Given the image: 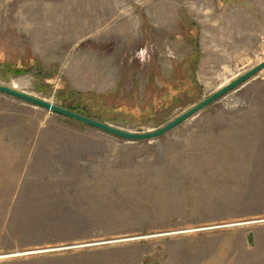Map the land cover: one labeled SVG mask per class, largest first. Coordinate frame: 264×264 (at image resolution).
<instances>
[{"label":"rangeland","instance_id":"rangeland-1","mask_svg":"<svg viewBox=\"0 0 264 264\" xmlns=\"http://www.w3.org/2000/svg\"><path fill=\"white\" fill-rule=\"evenodd\" d=\"M263 60L264 0H0V83L125 130ZM68 118L0 92V264H264V69L153 139Z\"/></svg>","mask_w":264,"mask_h":264},{"label":"water","instance_id":"water-1","mask_svg":"<svg viewBox=\"0 0 264 264\" xmlns=\"http://www.w3.org/2000/svg\"><path fill=\"white\" fill-rule=\"evenodd\" d=\"M264 69V60L257 64L256 66L252 67L251 69L247 70L246 72L240 74L236 79L231 81L230 83L226 84L204 100L198 102L188 110L182 112L166 124L155 128L151 129L148 131H130V130H125L123 128L114 126L112 124H109L105 121L98 120L96 118H93L91 116H87L83 113H80L78 111L69 109L67 107L61 106L59 104H56L54 102L48 101L46 99H43L41 97L32 95L30 93L18 90L14 86H9L5 84L0 83V92L14 96L16 98H19L27 103H30L32 105L38 106L45 108L51 112H55L64 116H67L69 118L81 121L83 123L92 125L96 128H99L101 130H104L106 132H109L111 134H114L116 136H120L125 139L129 140H147V139H153L156 137H159L174 127L178 126L191 116L195 115L199 111H201L203 108L207 107L211 103L215 102L219 98L223 97L230 91L238 88L242 84H244L246 81L251 79L253 76H255L257 73H259L261 70Z\"/></svg>","mask_w":264,"mask_h":264},{"label":"crops","instance_id":"crops-1","mask_svg":"<svg viewBox=\"0 0 264 264\" xmlns=\"http://www.w3.org/2000/svg\"><path fill=\"white\" fill-rule=\"evenodd\" d=\"M53 113H55V112H53ZM56 114H58V113H56ZM59 115H61V114H59ZM68 119H72V118H68ZM39 130H40V132L37 134V138L35 139V142L39 141L40 143L44 142L43 136L50 135L53 133H55V135L56 134H60V135L70 134L71 135V134H80L81 133L80 132L81 128H79V127H63V128L41 127Z\"/></svg>","mask_w":264,"mask_h":264},{"label":"trees","instance_id":"trees-1","mask_svg":"<svg viewBox=\"0 0 264 264\" xmlns=\"http://www.w3.org/2000/svg\"><path fill=\"white\" fill-rule=\"evenodd\" d=\"M81 113V112H80ZM83 114H85V115H87V116H89L88 114H86V113H83Z\"/></svg>","mask_w":264,"mask_h":264},{"label":"bare ground","instance_id":"bare-ground-1","mask_svg":"<svg viewBox=\"0 0 264 264\" xmlns=\"http://www.w3.org/2000/svg\"><path fill=\"white\" fill-rule=\"evenodd\" d=\"M15 87V86H14ZM16 88V87H15Z\"/></svg>","mask_w":264,"mask_h":264}]
</instances>
